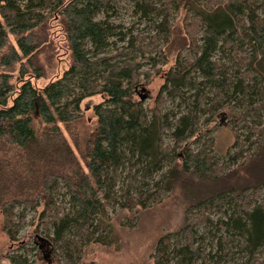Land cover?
<instances>
[{"label": "trees", "instance_id": "trees-1", "mask_svg": "<svg viewBox=\"0 0 264 264\" xmlns=\"http://www.w3.org/2000/svg\"><path fill=\"white\" fill-rule=\"evenodd\" d=\"M165 1L162 12L161 0H133L152 32L131 34L113 57L105 54L120 35L99 16L114 0H0V214L10 264H33L28 248L12 249L28 211L43 206L35 232L42 229L54 256L77 264L83 245L112 241L103 233L113 200L132 211L177 188L187 199L183 225L158 239L154 264H264V117L248 120L264 109V0ZM175 11L186 53L164 71L161 42L173 33ZM56 27L69 66L39 88L47 74L40 55ZM146 56L147 64L138 61ZM156 76L164 83L148 108L138 88ZM95 96L103 101L90 122L81 104ZM246 99L250 108L233 113ZM167 101L185 111L166 110ZM221 112L233 115L234 148L248 145L223 164L199 133L203 116L211 123ZM193 137L196 149L185 144ZM63 191L67 209L57 198Z\"/></svg>", "mask_w": 264, "mask_h": 264}, {"label": "rangeland", "instance_id": "rangeland-1", "mask_svg": "<svg viewBox=\"0 0 264 264\" xmlns=\"http://www.w3.org/2000/svg\"><path fill=\"white\" fill-rule=\"evenodd\" d=\"M156 6L163 12L167 8V1L161 0V2L156 3ZM112 7L108 12L100 14L99 19H107L117 27V34L120 36H115L111 39L112 45L107 50V54H105L106 56L117 57L121 53L122 48L126 46L131 34H148V32H152V27L150 26V21L141 19L140 15L136 13L133 0H114ZM170 20L174 26L173 33L167 43L161 42V46L164 48L169 60L166 66H162L164 71L174 66L180 52L186 53L182 16L175 11ZM52 32L53 43L51 48L48 47V52L40 55V60L44 64L47 74L45 78L36 81L35 84L39 88H44L50 82L60 79L69 66V54L66 51L64 35L59 27H56ZM122 34L126 37L123 41L121 40ZM147 59L146 56L145 59H138V61L147 64ZM226 61L227 59H225ZM148 68L149 65L145 67V70ZM163 83L161 76H156L151 83L142 82L141 87L138 88V94L139 96H147L144 101L146 107H154V102ZM143 89L145 92L142 91ZM102 101L103 99L100 96H95L84 100L81 104L82 113L85 114L90 122H93L94 119L93 107ZM249 102L250 100L246 99V102L234 109L233 113L240 112L242 109L247 110V107L250 108ZM258 105L259 103L255 106L257 107ZM165 109L171 110L176 115L185 111L178 101H167ZM232 116L231 113L229 116L228 113L221 112L211 123H206L207 116H203L200 119L199 133L201 137L212 140L213 154L217 157L220 164L228 160V153L234 155L248 147L244 140L249 131L242 130L244 123H241L240 132L244 135L241 138L244 142L242 143L244 147L242 149L234 148L236 136L232 129ZM263 117L264 109L252 111L248 118L250 126H252L254 121ZM64 134L80 159L81 155L75 147L73 135L66 131H64ZM77 138L80 146L83 147L84 136H77ZM195 140H197L196 137L189 138L185 144L196 149L197 143ZM165 142L171 144L169 136L165 138ZM126 175L125 173L117 190L125 188L123 182ZM57 198L62 203V206L67 209L68 198L64 191ZM262 198H264V194ZM186 204L187 199L178 188L172 193L163 195L160 203H152L147 208H138L132 211H122L117 202L113 200L108 206L109 219L106 220L108 225L103 233L104 237L112 241H106L105 245L95 243L83 245L80 260L77 264H154L152 254L158 239L162 235L176 232L182 227ZM42 211L43 206L39 207L37 211L27 212V224L25 228L23 227L19 234L18 242L14 243L12 249L13 251L21 250V252H24V247L28 248V254L33 264H65L66 258L60 253H56L57 256L52 253L48 237L42 233V229L40 228L39 232H35L39 224L38 218ZM16 212L20 213L21 208ZM3 227L4 217L0 214V264H10L7 259V236ZM199 232L203 234L205 232L204 228H200ZM206 241L210 242V239L207 238Z\"/></svg>", "mask_w": 264, "mask_h": 264}, {"label": "water", "instance_id": "water-1", "mask_svg": "<svg viewBox=\"0 0 264 264\" xmlns=\"http://www.w3.org/2000/svg\"><path fill=\"white\" fill-rule=\"evenodd\" d=\"M142 91H143V92H145V90H144V89H143ZM140 98H141V100H142V101H145V100H146V98H147V96H146V95H141V96H140Z\"/></svg>", "mask_w": 264, "mask_h": 264}]
</instances>
